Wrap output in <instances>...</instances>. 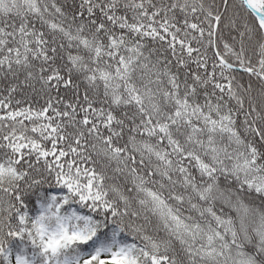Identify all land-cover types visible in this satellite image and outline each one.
Masks as SVG:
<instances>
[{
    "label": "trees",
    "instance_id": "16d2710c",
    "mask_svg": "<svg viewBox=\"0 0 264 264\" xmlns=\"http://www.w3.org/2000/svg\"><path fill=\"white\" fill-rule=\"evenodd\" d=\"M257 73L239 0H0V264H264Z\"/></svg>",
    "mask_w": 264,
    "mask_h": 264
},
{
    "label": "water",
    "instance_id": "95a60500",
    "mask_svg": "<svg viewBox=\"0 0 264 264\" xmlns=\"http://www.w3.org/2000/svg\"><path fill=\"white\" fill-rule=\"evenodd\" d=\"M245 8L253 15V17L259 22V24L263 27L264 23V14L259 12L257 9L253 8L247 0H239ZM263 80V76L257 73Z\"/></svg>",
    "mask_w": 264,
    "mask_h": 264
},
{
    "label": "bare ground",
    "instance_id": "6f19581e",
    "mask_svg": "<svg viewBox=\"0 0 264 264\" xmlns=\"http://www.w3.org/2000/svg\"><path fill=\"white\" fill-rule=\"evenodd\" d=\"M249 4L257 9L259 12L264 14V0H247ZM263 28H264V23H263Z\"/></svg>",
    "mask_w": 264,
    "mask_h": 264
},
{
    "label": "rangeland",
    "instance_id": "374dc122",
    "mask_svg": "<svg viewBox=\"0 0 264 264\" xmlns=\"http://www.w3.org/2000/svg\"><path fill=\"white\" fill-rule=\"evenodd\" d=\"M157 263H159V262H157Z\"/></svg>",
    "mask_w": 264,
    "mask_h": 264
}]
</instances>
